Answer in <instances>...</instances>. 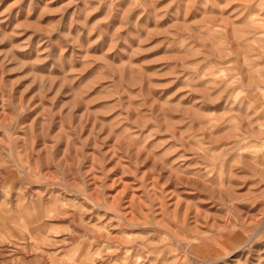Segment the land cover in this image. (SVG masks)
Instances as JSON below:
<instances>
[{"label": "rangeland", "instance_id": "1", "mask_svg": "<svg viewBox=\"0 0 264 264\" xmlns=\"http://www.w3.org/2000/svg\"><path fill=\"white\" fill-rule=\"evenodd\" d=\"M0 264H264V0H0Z\"/></svg>", "mask_w": 264, "mask_h": 264}]
</instances>
